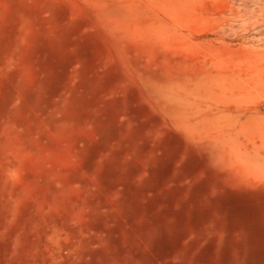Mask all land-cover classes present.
<instances>
[{"label": "rangeland", "instance_id": "1", "mask_svg": "<svg viewBox=\"0 0 264 264\" xmlns=\"http://www.w3.org/2000/svg\"><path fill=\"white\" fill-rule=\"evenodd\" d=\"M0 264H264V0H0Z\"/></svg>", "mask_w": 264, "mask_h": 264}]
</instances>
